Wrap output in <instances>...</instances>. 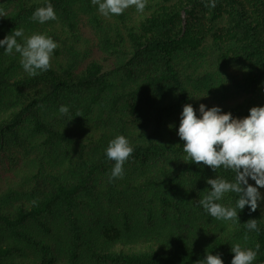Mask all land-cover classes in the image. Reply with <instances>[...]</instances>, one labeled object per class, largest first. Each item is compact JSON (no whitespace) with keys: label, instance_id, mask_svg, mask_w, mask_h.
I'll list each match as a JSON object with an SVG mask.
<instances>
[{"label":"trees","instance_id":"obj_1","mask_svg":"<svg viewBox=\"0 0 264 264\" xmlns=\"http://www.w3.org/2000/svg\"><path fill=\"white\" fill-rule=\"evenodd\" d=\"M47 2L0 0V39L23 28L58 43L36 76L0 49V264H231L235 243L259 245L264 264V201L239 221L209 216L207 178L235 173L191 162L177 135L186 103L236 117L264 105V0H147L108 17L50 0L57 18L33 21ZM121 134L134 151L110 179Z\"/></svg>","mask_w":264,"mask_h":264},{"label":"clouds","instance_id":"obj_2","mask_svg":"<svg viewBox=\"0 0 264 264\" xmlns=\"http://www.w3.org/2000/svg\"><path fill=\"white\" fill-rule=\"evenodd\" d=\"M204 2L205 7L216 6V0ZM92 4L97 6L100 14L108 17L119 16L132 7L142 13L147 0H92ZM56 18L50 0L45 6L35 9L31 17L40 24ZM57 47L58 43L51 36L42 33L25 36L23 28H17L13 34L0 39V49L6 54L18 53L23 70L30 76L50 69L51 57ZM205 96L191 97L199 99ZM59 111L69 117L68 121L73 119L67 106H61ZM177 135L184 142L183 152L191 162L209 166L215 172L224 168L235 173L233 180L220 176L207 178L210 191L200 199L199 205L209 216L239 221L237 209L241 212L248 206L250 212H255L260 207V202L264 201V194L260 191L264 188V105L252 106L247 116L236 117L230 111H223L219 105L207 107L200 103L197 109L191 103H186L180 112ZM133 151L125 135H117L109 141L105 154L114 161L110 179L123 177L124 164ZM230 193L237 196L234 206L220 203ZM246 230L259 231L256 218L247 221ZM258 250L259 245L253 249L240 243L232 244L231 252L234 255L231 264H254ZM200 264H224V260L219 253L207 252Z\"/></svg>","mask_w":264,"mask_h":264},{"label":"rangeland","instance_id":"obj_3","mask_svg":"<svg viewBox=\"0 0 264 264\" xmlns=\"http://www.w3.org/2000/svg\"><path fill=\"white\" fill-rule=\"evenodd\" d=\"M260 190H261L262 194H264V188H262V189H260Z\"/></svg>","mask_w":264,"mask_h":264}]
</instances>
